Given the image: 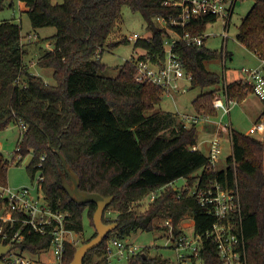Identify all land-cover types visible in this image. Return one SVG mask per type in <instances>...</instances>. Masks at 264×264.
Returning a JSON list of instances; mask_svg holds the SVG:
<instances>
[{
    "label": "trees",
    "instance_id": "1",
    "mask_svg": "<svg viewBox=\"0 0 264 264\" xmlns=\"http://www.w3.org/2000/svg\"><path fill=\"white\" fill-rule=\"evenodd\" d=\"M18 1L27 9L25 13L33 29H55L49 39L52 49L45 50L37 62L39 67L51 70L55 85L29 73L23 60L20 24L0 21V131L11 124L26 125L20 154L33 156L27 170L33 176V165L45 156L42 192L53 209L69 214L67 228L78 236L84 232V216L92 223L96 205H77L68 197L62 179L70 180L56 152L64 158L67 170L78 178L80 192L113 197L103 223H116V228L86 254L83 264H108L105 247L109 239L125 240L137 232L160 231L159 223L164 219H170L179 234L180 221L189 215L195 233L203 235L213 219L194 196L188 192L180 196V190L172 186L180 178L192 186L194 174L207 165V157L195 149V127H185L176 114L155 110L162 101L163 90L136 82L135 69L128 60L119 68L116 78L99 75L105 67L100 61L104 49L128 42L126 38L108 42L124 7L138 13L149 30L148 38L137 40L133 48L146 51L153 62L158 61L156 58L163 61L166 31L157 27L153 19L168 23L170 17H177L179 7L164 5L177 0ZM11 7L12 2L0 0V11ZM214 21V17L205 16L185 29L173 30L179 35L198 36ZM237 40L252 54L264 55V0H255L241 21ZM173 52L191 77L190 89L200 91L192 101L195 115H216L211 103L221 91L237 103L251 94L240 81L222 84L219 76L206 70L205 62L222 57V50L218 53L205 46L193 48L178 43ZM229 137L231 154L225 168L204 170L201 180L238 188L248 264H264V143L233 129ZM8 168L0 158V186H7ZM160 188L164 189L142 213L131 210L132 204ZM108 211L115 212L116 218L107 219ZM94 237L95 234L83 243ZM47 244L48 239L42 246ZM75 252L76 248L67 246L63 264H69ZM200 257L203 264H218L215 246L209 241H203ZM138 263L165 264L149 259L147 248L129 262Z\"/></svg>",
    "mask_w": 264,
    "mask_h": 264
},
{
    "label": "built area",
    "instance_id": "2",
    "mask_svg": "<svg viewBox=\"0 0 264 264\" xmlns=\"http://www.w3.org/2000/svg\"><path fill=\"white\" fill-rule=\"evenodd\" d=\"M238 1L242 0H179L177 2L167 1L166 6L179 7L180 12L177 17H170L168 23L161 18L153 19V23H159L160 27L166 31L163 39V61H151L146 55V51L133 49V54L129 58L135 72L134 79L138 83L153 85L163 90L164 95L171 96L172 92L186 91L180 82L187 80L190 82V75L186 74L179 57L173 52L174 46L182 43L188 47L200 48L204 46L205 37L203 34L191 36L188 33L177 34L173 27L185 29L193 21L201 17L211 16L215 20L223 21L224 32L221 35L223 46L227 41V30L230 18ZM133 34L130 40H146ZM49 48V46H47ZM222 60H226V52L222 50ZM258 65L251 68L241 69V78L238 80L241 85L251 91V94L264 101V55H254ZM144 57L145 60L141 59ZM237 101L230 99L225 91L219 92L212 102L214 110L221 111L223 115L230 112L232 106ZM180 121L185 127H196L202 123L211 121L201 115H181ZM217 132L213 134L209 142L207 155V165L196 174V180L192 186L185 185L180 189V196L188 192L197 201V204L205 214L213 219L209 230L203 235H197L194 230V221L191 216L185 215L180 221L175 233V227L170 219L160 221V231L165 237V247L172 249L176 255L177 264H203L200 252L203 241H209L215 246L218 264H248L246 243L242 232L241 204L238 188L223 186L217 181H203L201 174L205 171H219L217 164L222 154V139L219 130L226 131L220 124L216 123ZM18 140L15 149L8 152V157L4 158L0 146V158L7 166L24 165L26 168L31 165L32 160L26 165L29 155L20 154L21 143L26 133L27 127L23 123H18ZM264 135V120H259L249 130V135ZM196 149V148H195ZM31 155V154H30ZM45 156H41L34 169L38 178L32 187L10 188L0 186V245L9 248L0 260L3 264H63L67 246L77 248L80 245L78 235L69 230V214L55 210L45 198L41 182L42 164ZM173 186V183H172ZM164 188L151 192L145 198L151 203L162 192ZM110 212H106L107 219ZM48 239L47 246H42ZM143 250L134 243L125 240L111 238L105 247V257L108 264L112 258L124 260L129 264ZM141 264V263H138Z\"/></svg>",
    "mask_w": 264,
    "mask_h": 264
},
{
    "label": "rangeland",
    "instance_id": "3",
    "mask_svg": "<svg viewBox=\"0 0 264 264\" xmlns=\"http://www.w3.org/2000/svg\"><path fill=\"white\" fill-rule=\"evenodd\" d=\"M51 1L53 3L61 2V0ZM10 2H12L11 8H5L0 11V21L12 20L14 23L20 24L22 44L26 50V54L23 58L24 63L27 64L30 61L36 62L40 55H42L43 51L47 50V43L53 47V44L49 39L55 34V29L52 27L33 29L30 25L27 14L22 11L19 1L6 0V4ZM254 2L255 0H242L237 2L229 21L227 30L228 38L224 46L221 39V35L224 32V24L222 20L217 19L211 24H208L203 32V35L207 37L204 44L206 49L218 53H220L221 50H224L230 55L226 56V60H222V57H218L217 59L205 62L204 64L208 72L216 74L222 79V84L224 82L227 84L236 81L237 78L240 77L242 68H251L258 65V61L254 54L248 51L237 40L241 21L246 17ZM155 25L160 27L159 23H155ZM133 34L147 37L149 36V30H147L144 20L138 13H132L127 7H124L122 9L121 18L117 22L115 30L110 34L108 42L117 43L123 38H126L128 42L118 45L115 48L104 49V52L100 56V61L105 67L99 73L100 76L105 78L117 77L119 68L125 63V61L129 60L133 54L134 41L129 39ZM28 38H30L31 43H28ZM39 49H41V52H39ZM30 72L42 80L44 79L43 81H45L46 84L55 85L50 69L41 68L36 65L34 68H31ZM180 85L185 87L186 91L184 93L172 92V97L164 95L160 105L157 106L155 110L176 114L179 120L182 114L194 116L195 110L192 101L200 94V91L197 89H190V82L187 80L181 81ZM262 108H264L262 102L254 95L250 94L245 100L232 106L227 115H223L221 111L216 110V115L214 116L211 114L201 115L208 118L211 122L202 123L195 127L197 134V147L195 146V148L203 155L207 156L209 142L213 137V133L217 132V125L214 124L218 123L221 127L227 128L226 131H223L222 129L218 131L222 139V154L219 163L217 164V170L224 169L225 161L231 154V142L229 137L230 130L233 129L242 135H249V130L255 123H257L256 120L260 117ZM260 120H264V117H261ZM18 136V128L14 124H11L3 131H0V146L4 158L8 157V152L15 149ZM249 136L264 143V135L260 136V134L256 133ZM262 164H264V156H262ZM198 173L199 172H196L194 175ZM37 178V173L31 176V173L24 165H12L7 169L6 173V183L10 188L32 187ZM185 183L186 180L180 178L174 181L173 188L180 190ZM148 205V199L142 198L137 203L131 205V210L136 213H142ZM108 212H110V218H116L117 214L115 212ZM82 223L84 232L82 235L78 236L80 239V245H78L76 250L81 245L85 244L83 243L84 241L95 234L94 227L87 217L84 216ZM126 241L134 243L140 249L147 248L149 259H155L161 263L165 262V264H177L175 252L164 246L165 237L163 231L137 232L131 234ZM109 264H126V262L124 260L119 261L118 258L114 257L110 260Z\"/></svg>",
    "mask_w": 264,
    "mask_h": 264
},
{
    "label": "water",
    "instance_id": "4",
    "mask_svg": "<svg viewBox=\"0 0 264 264\" xmlns=\"http://www.w3.org/2000/svg\"><path fill=\"white\" fill-rule=\"evenodd\" d=\"M59 155L62 167L65 170L66 175L68 176L70 182H67L64 178L62 179V188L68 195V197L75 202L77 205H84L93 203L96 205V210L92 216V223L95 230V237L92 238L89 242L81 245L75 252L72 261L69 264H83V259L86 254L98 247L103 240L116 228V223L104 224L103 216L106 208L113 201V197H103L97 193H84L80 192L78 189V178L76 175L68 171L66 168V163L64 158L60 155L59 152H56ZM33 156L29 155L26 160V165L30 163ZM9 248L2 247L0 245V258L7 252ZM0 264H3L0 260Z\"/></svg>",
    "mask_w": 264,
    "mask_h": 264
},
{
    "label": "crops",
    "instance_id": "5",
    "mask_svg": "<svg viewBox=\"0 0 264 264\" xmlns=\"http://www.w3.org/2000/svg\"><path fill=\"white\" fill-rule=\"evenodd\" d=\"M20 3V2H19ZM20 6L22 7V11L23 12H26L27 11V9L25 8V6H24V4L23 3H20ZM37 40H39V39H37ZM28 43H31L30 42V38H28ZM24 46V45H23ZM47 46H49L50 48H48ZM46 49L47 50H51L52 49V47L50 46V44L49 43H47V45H46ZM24 51H25V54H26V50H25V47H24ZM39 52H41V49H39ZM44 52V51H43ZM41 56V55H40ZM40 58V57H39ZM38 58V59H39ZM38 59H37V61L35 62V61H30L29 63H24L25 65H26V67H27V69H28V71H29V73H31V74H33L32 72H30V70H31V68H34V66H36L37 65V62H38ZM38 66V65H37ZM36 73V72H35ZM39 73V72H38ZM33 75H35V74H33ZM241 78V74H240V77L239 78H237V80L236 81H238L239 79ZM44 80V79H43ZM45 82V81H44ZM46 83V82H45ZM262 112V111H261ZM260 120V117H258L257 118V120H256V122H258ZM215 125V124H214ZM214 134V133H213ZM261 136V135H260ZM197 147V146H196ZM207 157V156H206Z\"/></svg>",
    "mask_w": 264,
    "mask_h": 264
}]
</instances>
